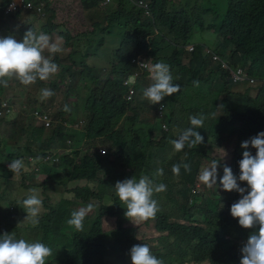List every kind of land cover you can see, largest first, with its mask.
I'll use <instances>...</instances> for the list:
<instances>
[{"label":"trees","instance_id":"1","mask_svg":"<svg viewBox=\"0 0 264 264\" xmlns=\"http://www.w3.org/2000/svg\"><path fill=\"white\" fill-rule=\"evenodd\" d=\"M10 1L5 0L2 6ZM29 1L34 2L26 0ZM35 1L46 3L48 21L42 23L40 17H34L26 30L31 28L47 35L58 33L69 46L73 40L84 38L87 46L80 48L84 51L70 50L73 58L66 53L55 54L53 61L59 71L47 81L23 86L13 80L7 88L0 86V107L3 99H7L11 107L9 114L0 116V126L5 123L3 131L8 138L18 136L26 140L28 151L51 156L56 163H47V170L54 177L51 191L57 192L45 195L39 223L33 226L26 222L21 228L14 204L0 205V236L14 232L16 238L21 239L17 234L25 236L28 229V238L22 239L42 242L52 249L46 264H113L107 258L104 237V219L111 217L120 235L118 247L131 259V248L146 242L138 240L136 229L128 226L126 209L115 196L113 187L117 181L134 176L137 179L141 175L151 177L162 168L164 174L156 182L165 184L166 191L154 195L159 211L150 218L156 220L157 230L181 239L193 238V260L197 263L240 264L241 243L247 242L253 230L242 228L231 216L232 204L241 197L236 191H224L220 178L226 164L238 184L247 187L239 181V161L244 151L241 144L264 132V0H225L227 9L217 0H113L117 2V9L110 14L107 6L102 5L104 0ZM140 1L148 5L150 17L138 5ZM87 11H91L89 21H84ZM26 13L19 10L5 15L1 11L0 32L10 28L14 34H21L19 41H22L26 30L9 24L20 22ZM116 28H120L122 34ZM196 30L203 33L211 30L216 34L212 49L192 43ZM106 33H110L109 38L113 40L119 36L115 46L104 39ZM189 46L194 49L189 51ZM187 51L188 57L185 56ZM102 54L107 57L106 62L96 67ZM134 59L152 64L162 61L170 66L173 83L179 78L181 92L161 102L167 111L163 109L160 113L161 105L142 99V84L152 83L147 70L140 77L141 84L134 85L137 94L132 100L127 99L124 82L139 71ZM66 60L71 64H66ZM224 64L231 71L246 70L248 77L254 79L251 90L257 91L255 97L251 90L243 93L232 90L219 107L211 104L209 90L214 84L235 85L223 70ZM193 81H198L199 86H194ZM44 88L54 92L45 104L47 111L54 110V116L47 129L41 127L42 130L34 132L40 122L35 109L48 115L38 109L45 102L38 99ZM60 94L61 104L54 109L51 104ZM25 96L29 100L27 109L22 105ZM184 98L188 104L182 101ZM71 99H76V108L71 106ZM83 99L87 102L81 109L77 103ZM65 105L70 111H64ZM199 114L207 117L203 128L197 129L204 138L203 143L175 151L170 140L191 127L190 116ZM69 119L73 123L86 122L90 139L87 138L85 148L73 149L58 163L56 144L59 148L65 146L66 137L76 135L65 126ZM164 125L168 131H164ZM44 141L51 144L44 145ZM98 141L112 147L104 154L93 151L98 149ZM226 145L231 150L224 154L222 149ZM248 150L256 155V149L250 146ZM213 160L221 165L217 186H214L218 189L208 188L198 181L205 161H209L210 166ZM175 164L181 165L179 175L172 172ZM183 164H189L191 170L185 171ZM71 183L79 185L68 189ZM198 185L200 189L194 192ZM61 189H66V197L60 193ZM88 204L94 207L84 219L88 221L87 226L82 231L70 228L66 221L72 212ZM56 257L61 261L55 260Z\"/></svg>","mask_w":264,"mask_h":264},{"label":"clouds","instance_id":"2","mask_svg":"<svg viewBox=\"0 0 264 264\" xmlns=\"http://www.w3.org/2000/svg\"><path fill=\"white\" fill-rule=\"evenodd\" d=\"M14 8L15 0L9 5V10H14ZM1 34L2 31L0 36ZM187 48L194 49L193 46ZM46 51L48 55H45ZM61 51L63 49L58 42H53L45 33H35L31 28L25 33L22 41H18L15 35L0 38V86L7 88L9 82L13 80L23 86L33 85L37 81H47L59 71V66L53 61V58ZM138 67L146 69L152 80L148 87L142 89V99L152 105H161L163 111L164 105L161 102L181 90L179 84L173 83L170 66L162 61L154 64L147 61L139 63ZM133 76L127 79L128 83L134 81ZM193 84L196 87L199 86L198 81H193ZM53 95L54 92L49 88L41 90V99H48ZM64 111H70L68 105L64 106ZM206 118L203 114L189 117L191 127L182 130L176 139L170 140L175 151L180 152L185 147L194 148L203 143L204 138L197 129L203 128ZM250 146L256 149L255 156L248 150ZM241 147L244 151L243 158L239 161V181L246 183L247 187H241L238 184L237 177L226 164L223 166L224 175L220 178V185L226 192L236 191L240 194L241 198L232 204L230 214L238 220L242 228L253 230L247 242L241 243L240 264H264V132L242 142ZM102 151L105 150H101V154H104L105 152ZM40 157L45 162L52 163L51 156ZM40 157L36 159H40ZM220 166L219 161L213 160L209 167L201 170L198 181L208 188L217 186ZM8 168L15 178L25 168L24 159H13ZM183 168L185 171L191 170L189 164H183ZM180 169V164L173 165V174L179 175ZM163 174L162 168L157 169L151 177L141 175L137 179L134 176L130 179L117 181L113 187L115 196L126 209V218L134 224L153 218L159 211L158 201L154 195L166 191L165 184L156 182L157 178ZM199 189L198 185L194 192ZM29 193L20 202L22 209L27 214L24 222L36 225L39 223L43 201L39 196L38 189L32 188ZM93 207L92 204H88L86 207L73 211L71 218L66 221L67 225L77 231H82L84 219L93 211ZM51 255L52 249L42 242H27L25 239H18L14 232L12 234L4 233L0 236V264H46ZM130 256L132 264H164L162 259L152 254L147 244L134 245L130 250Z\"/></svg>","mask_w":264,"mask_h":264},{"label":"rangeland","instance_id":"3","mask_svg":"<svg viewBox=\"0 0 264 264\" xmlns=\"http://www.w3.org/2000/svg\"><path fill=\"white\" fill-rule=\"evenodd\" d=\"M217 2L219 4L223 3L224 8L227 9L228 6L225 0H217ZM62 7H65V6L62 5ZM107 9H108L109 14L114 13L117 9V2L114 1L113 3L109 4L107 6ZM26 14H23L21 19L19 20L20 22H17V23L11 22L9 25L15 26L18 30H21V31L26 30L27 27L31 25L32 20L35 19L34 18L35 15H33L31 12H28ZM90 14H91V11H87L86 14L83 15V20L89 21ZM151 15L152 14L150 12V15H147V16L150 17ZM62 17H63V14H62ZM47 18L48 16H46L45 18H41L40 20H42L41 21L42 23H46L48 21ZM99 19H100V16L96 17L93 20L94 23L93 21L92 23L95 24ZM23 20L25 22H23ZM60 30H64V29H60ZM27 31L28 30H26V32ZM116 31L119 34H122L121 32L122 30L120 28H116ZM35 33L39 34L41 32H35ZM8 35H15L18 41L21 38V34L19 35L14 34L10 28H6L5 30L2 29V34L0 38L7 37ZM48 36L52 39L53 42H58L60 44V46L63 49V51H61L60 54L66 53L67 57L69 56V58L74 57L73 55L70 54V50L79 51V49L82 48L83 46H87V42L84 38H80L79 40H73L72 44L69 46L65 44L64 39L58 33L49 34ZM110 36H111L110 33H106L104 35V39L105 40L109 39L108 43L115 46V44L118 42V40L116 41V39L119 36L116 35L118 37H116L114 40L112 38H109ZM216 38H217L216 34L211 30L204 32V33L200 32L199 30H196L192 38V43L203 45L205 46L204 48L212 49L214 47ZM187 49L191 51V49L189 48ZM80 51H84V50L80 49ZM188 54L189 52L187 51L185 56L188 57ZM45 55H48L47 51L45 52ZM106 59L107 57L104 54H102L101 57L97 59L98 62L95 66L102 67L100 64L101 62H106ZM90 60L92 63V59ZM65 63L71 64V61L66 60ZM222 68L223 70L228 72L227 74L230 75L232 79L234 78V74L236 73L235 71H231L226 64H224ZM238 70H241L246 73V70H244L243 68H239ZM174 81H175V84L180 85L178 77L175 78ZM252 84L253 83L251 82L250 84L240 83L237 85L236 84L232 85L230 87L229 86L223 87V86H218L214 84V88L213 89L211 88L212 90L211 89L209 90V93H210L209 100L212 105L214 106L218 105L219 107L220 102H222L228 97L229 92L234 90V91L243 93L246 90H251V87H254L252 86ZM142 87L144 89L148 86H145L144 84H142ZM64 89H65V85L63 84L62 90ZM179 93H177V95ZM256 94H257L256 90H251V95L253 97H255ZM181 97H180V100H181ZM38 99L40 101H45L42 106L38 107V109L39 108L43 109L45 112L48 113L49 118L52 119L54 116V110L49 109V111H47L45 107V104L48 102V99L43 100L40 97H38ZM3 100L8 104L7 99H3ZM61 100H62V94H60L59 97L56 98L55 102L52 103L51 106L54 109L58 108L61 104ZM182 101H184L185 104L189 103L187 98H184ZM22 102L24 103L22 104L24 105V108L27 109V106L29 103L28 97L25 96L22 99ZM86 102H87V99H83L79 103H77V105L82 109L85 106ZM71 106L73 108H76V99H71ZM2 110L6 114H9L11 112L9 105L2 107ZM74 111L75 110H73V112ZM164 111H167V107L164 108ZM69 121L70 122L66 123L65 126L68 129L72 130V132L75 131L76 135L74 137L67 136L65 146L62 145V147L59 148V146L56 144L57 146L56 156H57L58 163L60 162V159L64 154L70 153L73 149L85 148L86 141L90 139V136L87 137L88 129H86L85 127L86 122L80 120L79 122H76L73 124L72 119H69ZM4 125L5 123L0 126V205L6 204V203L14 204L15 209H16V215L20 217L21 228H23L24 224L26 223L24 221L26 220L27 214L22 209V205L20 202L30 194L29 190L32 188L38 189L39 196L42 199V201L45 199V195H49L52 193L57 194V192H55V190L51 191V188H52L51 182L54 177H53V174L49 173L47 170V167H48L47 162L42 160L38 153L30 152L27 150L29 144H27L28 142L26 140H22L18 136H13L11 138H8L7 135L3 131V129L5 128ZM41 127H44L45 129L48 128L46 127L44 123L39 122V125L37 124V127L33 131L36 132L37 129L42 130ZM164 131H168V127H166ZM34 137L36 139L35 135ZM43 144L50 145L51 143L48 141H44ZM97 145H98V149H94L93 151L99 150L100 153H101V150H105L107 152L112 147V144H109L106 142H99V141L97 142ZM229 150H231V147L228 145H226L222 149L224 154ZM37 157H40V159H36ZM17 158L24 159L25 168L22 170V172L18 176L14 178V174L9 171L8 165L11 163L13 159H17ZM51 161L55 162L54 160H51ZM209 163H210L209 161H205L204 168L209 167ZM44 184H46L45 187H44ZM78 185L79 183H71L68 189H74ZM214 188L218 189L217 187H214ZM59 191L61 194L64 195V197L67 196L66 194H64L66 189H61ZM43 209L41 211V214L43 212ZM45 212H48V210H45ZM93 214L95 213L93 212ZM154 220L155 219L153 220L149 219L147 221H142L138 224H134L132 221H130L128 226L134 227L136 229V233H137L136 236L138 240L145 241L146 244L150 247L152 254L158 255L164 261V264H209V263H203V262L197 263L193 260V248L195 246V242L193 238L189 240L181 239L174 235H169L168 233H165V232L164 233L159 232L155 226L156 220L155 221ZM87 223L88 221L83 222L84 228L87 226ZM29 226H33V225H31L30 223ZM13 231H16V229H14ZM0 232H2L1 228H0ZM28 234H29V230L27 229L25 232V236L17 234V237L28 238ZM119 236L120 235L117 232L114 218L106 217L104 219V237H105V244H106L105 252H106L107 258L113 264H132V261L129 258V256L121 252V250L118 247L117 240L119 239ZM55 260L61 261L59 257H56Z\"/></svg>","mask_w":264,"mask_h":264},{"label":"built area","instance_id":"4","mask_svg":"<svg viewBox=\"0 0 264 264\" xmlns=\"http://www.w3.org/2000/svg\"><path fill=\"white\" fill-rule=\"evenodd\" d=\"M111 2H113V0H105L103 2V6L108 5ZM1 3H5V0H0V12L3 11L5 15H10V14H13L14 12H18L19 10H22L24 12H31L33 15H35V17L45 18L46 16H48V13L46 12V3L43 1L34 0V2L33 1L26 2V0H15L14 10H9V5L13 3V0H11L5 7H3ZM138 5L145 10L146 15H150L149 7L145 2L140 1ZM190 49L193 50V48H190ZM141 62L142 61H139L137 59L133 60V63H135L137 67L139 66V63ZM138 70L139 71L135 73V75L133 76L135 79L132 83H128L129 80H126L124 82L125 87H127L128 89L127 99L129 100H132L134 96L137 94L134 85L140 84V79L138 78L143 74V71H145L146 69L138 67ZM233 80L235 83H242V82L254 83V79L248 77V75L241 70H238L234 74ZM8 105L9 103L7 104L5 101H3L2 106L0 107V116L5 114V112L2 110V107L8 106ZM10 110H11V107H10ZM160 113H162V110L160 111ZM35 116L38 118L40 122L44 123L46 127L50 126L51 119L49 118L47 114H42L39 111H35ZM163 127L166 128L167 126L164 125ZM102 152L104 153L105 151H102Z\"/></svg>","mask_w":264,"mask_h":264}]
</instances>
